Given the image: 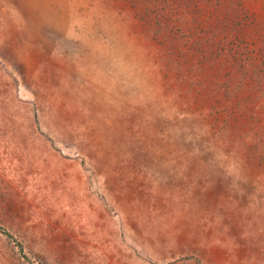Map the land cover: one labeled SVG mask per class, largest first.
Listing matches in <instances>:
<instances>
[{
	"label": "rangeland",
	"instance_id": "374dc122",
	"mask_svg": "<svg viewBox=\"0 0 264 264\" xmlns=\"http://www.w3.org/2000/svg\"><path fill=\"white\" fill-rule=\"evenodd\" d=\"M0 264H264V0H0Z\"/></svg>",
	"mask_w": 264,
	"mask_h": 264
},
{
	"label": "trees",
	"instance_id": "16d2710c",
	"mask_svg": "<svg viewBox=\"0 0 264 264\" xmlns=\"http://www.w3.org/2000/svg\"><path fill=\"white\" fill-rule=\"evenodd\" d=\"M0 232H2L3 234H5L8 237H12L11 233L7 229L2 227L1 225H0Z\"/></svg>",
	"mask_w": 264,
	"mask_h": 264
}]
</instances>
